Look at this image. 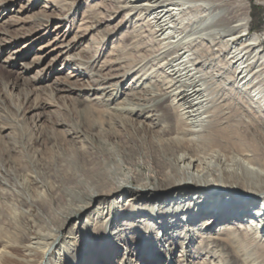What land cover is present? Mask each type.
Here are the masks:
<instances>
[{
    "label": "bare ground",
    "instance_id": "obj_1",
    "mask_svg": "<svg viewBox=\"0 0 264 264\" xmlns=\"http://www.w3.org/2000/svg\"><path fill=\"white\" fill-rule=\"evenodd\" d=\"M103 2L110 3L102 6L106 12H123L122 25L134 17L132 38L157 49L117 74L104 72L117 59L83 72L94 67L104 36L97 49L68 55L74 81L59 91L98 107L79 109L73 123L62 117L52 123L68 127L45 135L53 149L66 138L79 146L62 155L60 180L30 177L34 193L19 201L35 215L24 214L23 232L0 235V264H92L91 251L96 262L112 264L114 244L146 245L152 237L156 248L169 245L165 253L155 250L154 264L178 247L177 262L258 264L255 254L264 250V29L248 31V0ZM158 69L167 79L147 86ZM130 75L134 86L122 87ZM42 214L56 222L55 230L36 223Z\"/></svg>",
    "mask_w": 264,
    "mask_h": 264
},
{
    "label": "rangeland",
    "instance_id": "obj_2",
    "mask_svg": "<svg viewBox=\"0 0 264 264\" xmlns=\"http://www.w3.org/2000/svg\"><path fill=\"white\" fill-rule=\"evenodd\" d=\"M102 1L0 0V235L6 233L12 238L16 232L27 229L24 214H29L33 218L36 211L28 213L27 207L19 200L29 199V194L34 193L28 189L29 183L31 184L30 177L42 176L46 181L60 180L62 178L60 174L65 167L64 162L61 161L62 155L79 146L78 142L66 138V144L63 141L58 143L59 150L53 149L51 139L45 138V135L53 136L55 132H63L68 127L65 124L52 123L61 117L65 118L66 122L73 123L77 119L79 109L87 104H91L94 108L98 107L95 100L85 102L75 94L59 91L60 87L74 81L70 75H73L75 66L70 63L68 55L84 49H97L96 41H100L104 36L106 40L103 42L99 58L93 62L94 67L83 72L92 73L99 65L117 59L118 63L112 65L108 63L109 65L104 69V72L117 74L129 63L138 62L141 56H147L150 51L157 49L147 39L132 38L135 34L132 28L134 17L131 18L130 24L122 25L119 22L123 12L118 14L106 12L102 6L105 4L103 7L109 9L110 3L102 4ZM248 7L250 16L248 31L250 33L262 31L264 4L256 0H248ZM103 12L107 14L103 15ZM108 16L112 19L109 20L111 21L109 26H105L109 23L105 20L109 18ZM116 24L118 25L115 26ZM77 35L82 37H75L77 40L72 41ZM135 44L138 48H132ZM99 46L101 47V44ZM67 48L70 53L66 52ZM262 49L264 42L261 44L260 50ZM112 53L114 55H111ZM151 64L153 62L142 71H147ZM157 71L160 75L153 73L158 76L154 75L152 80L146 81L147 86H157L159 85L157 80L167 79L163 77L166 75L163 71L160 69ZM222 71H225V74L229 72L225 68ZM132 76L127 77L123 85L121 83L122 87L128 85L130 87L132 84L134 86L136 80H133ZM82 80L87 81L85 77ZM91 80L92 86L97 88V80L95 78ZM225 84L228 86L227 83ZM138 85L139 90L144 86V84ZM235 101L241 106L247 105L246 99H242L239 95L235 97ZM35 107L39 108L33 109ZM156 130L160 131L159 128ZM42 133L44 135L40 138ZM53 173H57L58 176H50ZM187 183L193 185V182ZM129 186L134 188L133 184ZM43 189L42 194L44 193L45 196L47 189ZM39 218L36 223L42 224L43 228L52 231L56 229V222L52 223V218L49 220L44 214ZM41 220L44 222L41 223ZM84 220L85 217L82 216L80 222ZM152 239L145 241L146 245L127 244L124 248L121 246L123 244L120 246L114 244V248L110 250L114 258L112 264H154L157 259L154 256L155 250L160 249L165 253L169 245L162 244L156 248L151 244ZM173 245L176 247V243ZM181 250V247H178L172 256L164 255L159 261L161 264H202L200 259L193 257L187 258L185 262H177V259L178 261L182 259ZM129 257L132 260H129ZM88 258L94 261L92 264H99L100 261L111 264L106 258L98 259L96 262L94 259L97 257L93 251L88 254ZM255 259L258 264H264V250L257 252Z\"/></svg>",
    "mask_w": 264,
    "mask_h": 264
}]
</instances>
